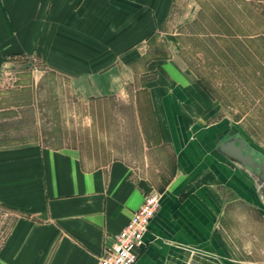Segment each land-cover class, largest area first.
Segmentation results:
<instances>
[{
    "label": "crops",
    "instance_id": "0c3cea01",
    "mask_svg": "<svg viewBox=\"0 0 264 264\" xmlns=\"http://www.w3.org/2000/svg\"><path fill=\"white\" fill-rule=\"evenodd\" d=\"M195 6L0 0V64L7 55L37 53L82 99L120 97L145 67L173 66L184 75L190 63L179 32L167 25L180 7L189 22ZM176 82L182 87L163 75L147 81L156 120L137 114L150 138L143 165L171 162L162 180L139 176L124 160L91 162L77 146H0V205L10 214L0 219V264H98L151 192L150 181L161 208L134 264H264V205L254 179L217 149L222 128L207 122L210 112L191 84Z\"/></svg>",
    "mask_w": 264,
    "mask_h": 264
},
{
    "label": "rangeland",
    "instance_id": "374dc122",
    "mask_svg": "<svg viewBox=\"0 0 264 264\" xmlns=\"http://www.w3.org/2000/svg\"><path fill=\"white\" fill-rule=\"evenodd\" d=\"M194 9L183 23L187 8H178L167 25L179 32L190 63L184 75L173 66L145 67L120 97L82 99L68 86V77L44 66L37 53L7 55L0 64V146L30 141L77 146L91 162L124 160L139 176L162 180L171 162L159 160L165 169L143 165L150 138L137 114L145 111L155 122L145 84L163 75L175 87H182L177 80L187 88L191 84L198 106L210 112L207 122L222 128L218 138L242 134L256 157L264 158V1L196 0ZM155 183L150 181V191ZM9 217L0 205V219Z\"/></svg>",
    "mask_w": 264,
    "mask_h": 264
},
{
    "label": "built area",
    "instance_id": "2783aa9c",
    "mask_svg": "<svg viewBox=\"0 0 264 264\" xmlns=\"http://www.w3.org/2000/svg\"><path fill=\"white\" fill-rule=\"evenodd\" d=\"M160 208L161 193L154 189L133 212L129 222L116 235L113 244L106 246L98 264H134L145 246V234L150 223Z\"/></svg>",
    "mask_w": 264,
    "mask_h": 264
},
{
    "label": "water",
    "instance_id": "95a60500",
    "mask_svg": "<svg viewBox=\"0 0 264 264\" xmlns=\"http://www.w3.org/2000/svg\"><path fill=\"white\" fill-rule=\"evenodd\" d=\"M245 148L248 150L247 153L244 152ZM220 151L232 162L237 163L238 165H246L251 168V170L259 168V170L262 171L261 178L260 176L254 175L251 171H249V174L254 178L255 185L258 189L262 184L264 185V162L258 163L254 160L250 153V148L244 138L232 137L227 142L223 141L221 143ZM259 196L264 205V191H260Z\"/></svg>",
    "mask_w": 264,
    "mask_h": 264
},
{
    "label": "flooded vegetation",
    "instance_id": "af4514ba",
    "mask_svg": "<svg viewBox=\"0 0 264 264\" xmlns=\"http://www.w3.org/2000/svg\"><path fill=\"white\" fill-rule=\"evenodd\" d=\"M232 137H242V138H244L245 139V141L247 142V144H248V147L250 148V153H251V155H252V157L254 158V160L256 161V162H258V163H262V162H264V158H258V157H256V155L254 154V148H252V146H251V144H250V142L246 139V137H244L242 134H234V135H229L228 137H221V138H218V142H217V149L220 151L221 150V143L223 142V141H228V140H230V138H232ZM247 149L245 148L244 149V152L245 153H247ZM240 166H242L243 168H245L246 170H247V172H248V174H249V171H251V172H253L254 173V175H256V176H260V178L262 177V171H260L259 170V168H257V169H255V170H251V168H249L248 166H246V165H240ZM250 175V174H249ZM251 176V175H250ZM252 177V176H251ZM253 178V177H252ZM254 179V178H253ZM254 182H255V180H254ZM258 191L260 192V191H264V185L262 184L261 186H260V188L258 189Z\"/></svg>",
    "mask_w": 264,
    "mask_h": 264
}]
</instances>
